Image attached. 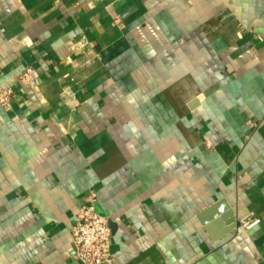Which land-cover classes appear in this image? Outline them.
<instances>
[{
    "label": "crops",
    "instance_id": "crops-1",
    "mask_svg": "<svg viewBox=\"0 0 264 264\" xmlns=\"http://www.w3.org/2000/svg\"><path fill=\"white\" fill-rule=\"evenodd\" d=\"M0 70V264H81L89 191L117 264H264V0H0Z\"/></svg>",
    "mask_w": 264,
    "mask_h": 264
},
{
    "label": "built area",
    "instance_id": "built-area-1",
    "mask_svg": "<svg viewBox=\"0 0 264 264\" xmlns=\"http://www.w3.org/2000/svg\"><path fill=\"white\" fill-rule=\"evenodd\" d=\"M115 23L119 22L117 16ZM34 68L28 66L17 75L18 82L27 84L33 79ZM67 75V74H66ZM2 71L0 70V77ZM14 95L11 87L0 83V106L4 109L10 108V101ZM66 107L74 110L81 103L75 91L70 86L62 87L60 94ZM97 195L89 191L83 204L79 207L74 216L73 224L69 229L70 241L72 244V257L81 264H117L111 249V228L106 215L96 210ZM261 219L253 212H249L236 219V224L242 229L248 230L260 223Z\"/></svg>",
    "mask_w": 264,
    "mask_h": 264
},
{
    "label": "water",
    "instance_id": "water-1",
    "mask_svg": "<svg viewBox=\"0 0 264 264\" xmlns=\"http://www.w3.org/2000/svg\"><path fill=\"white\" fill-rule=\"evenodd\" d=\"M233 221V219L232 220H230L229 222H232Z\"/></svg>",
    "mask_w": 264,
    "mask_h": 264
}]
</instances>
